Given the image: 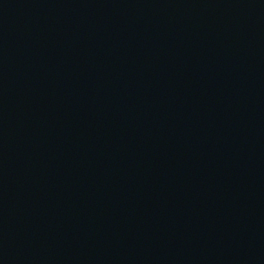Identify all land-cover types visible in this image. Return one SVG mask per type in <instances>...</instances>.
<instances>
[{"label":"water","instance_id":"water-1","mask_svg":"<svg viewBox=\"0 0 264 264\" xmlns=\"http://www.w3.org/2000/svg\"><path fill=\"white\" fill-rule=\"evenodd\" d=\"M0 264H264V0H0Z\"/></svg>","mask_w":264,"mask_h":264}]
</instances>
